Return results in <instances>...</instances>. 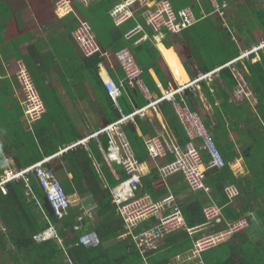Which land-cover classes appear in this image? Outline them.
Wrapping results in <instances>:
<instances>
[{"label": "crops", "instance_id": "crops-1", "mask_svg": "<svg viewBox=\"0 0 264 264\" xmlns=\"http://www.w3.org/2000/svg\"><path fill=\"white\" fill-rule=\"evenodd\" d=\"M5 1L7 7L0 15V172L23 170L45 160L48 164L45 169L55 174L59 182V178L64 177L65 187L75 192L69 195L71 206H79L81 213L90 210L91 216L85 215L82 221L86 226L84 234L94 231L98 200L95 194L100 190L106 191V195L109 193L115 216L122 220L112 203L110 190L128 178L124 168L110 161L101 151L106 135L100 138L94 135L120 117L114 101L106 93L102 78L122 85L120 90L126 94H121L119 105L124 114L144 104L139 91L135 96L128 95L126 87L130 86L124 81L114 52L124 48L130 51L143 70L141 79L150 98L155 99L158 96L156 89L161 92L163 88L186 84L202 73L227 65L243 50L264 39L261 15L264 5L250 0H216L228 4L223 16L216 13L210 0H165L177 15L188 9L193 17V23L178 33L154 32L146 24V8L135 10L127 20L119 22L111 11L122 0H92L88 6L81 3L73 6L79 15L89 19L94 38L106 55L86 58L71 36L75 24L73 16L69 14L62 18L54 12L57 0ZM254 8L259 18L251 13L250 9ZM211 23L215 26L212 31L206 26ZM136 27L139 31L126 37ZM98 36L103 42L98 41ZM258 59L257 56L251 61L243 59L222 69L212 79L197 83L194 91L185 92L187 106L201 117L222 154L224 167H227L225 171L223 167L207 172L205 182L209 191L190 190L180 173L166 178L159 175L160 166L174 160L175 156L166 151L164 156L151 157L147 140H166L179 151L184 150L188 140L183 134L186 142L178 144L175 132L158 109L139 120L141 127L137 134L142 136L147 153L140 155L141 160L134 154L140 163V183L135 196H148V201L154 202L172 196L171 205L179 208L186 229L190 227L186 221L196 222V209L200 211V225L188 234L192 248L182 252L176 242L171 241V237L182 232L158 241V247L153 251H157L155 256L174 255L170 264H189L196 236L201 235L200 239L218 234L224 229L217 232L214 229L222 224L249 218L256 235L264 232V223L258 222L264 214V63L255 62ZM18 61L25 64L38 84L36 87L46 109L41 120L30 122L22 108L21 89L16 79ZM238 80L245 83L248 91L241 99L234 96ZM175 119L178 131L184 133L176 116ZM84 139V146L69 149L64 152L67 153L65 159L60 160L64 155H57L60 150ZM247 148L252 149L250 155L248 152L245 155ZM82 153L86 154V160ZM72 154L77 156L78 162L69 161L67 157ZM202 156L208 159L205 153ZM50 165L54 167L50 168ZM66 170L70 172L66 173ZM93 183L97 185V192H94L96 186ZM24 196L26 203L33 201L36 205L38 202L34 194L32 199L27 197L28 192ZM209 205L221 208L222 221L216 226L205 227L203 208ZM233 217L238 219L232 221ZM155 223L156 219L150 217L141 223L138 231L149 230ZM55 227L57 229L56 224ZM122 229L123 235V220ZM243 233L221 243L227 248L233 247ZM122 235L119 238L129 237ZM130 243L134 246L131 238Z\"/></svg>", "mask_w": 264, "mask_h": 264}, {"label": "built area", "instance_id": "built-area-1", "mask_svg": "<svg viewBox=\"0 0 264 264\" xmlns=\"http://www.w3.org/2000/svg\"><path fill=\"white\" fill-rule=\"evenodd\" d=\"M73 1L86 4L90 0H59V5L56 8L57 15L65 16L70 12H74L72 6ZM210 1L216 13L223 16L227 3L222 2L220 4L216 0ZM133 4L138 5L137 9H147L144 12L146 24L156 33L161 30H166L170 33H178L193 23V17L188 9L181 11L177 15L167 1L150 2L148 0H124V3L113 11V14L122 15L119 17V21H125L128 17L133 15L134 11L122 13L123 11L121 10ZM156 5L157 8L155 7ZM76 17L78 26L72 34V37L81 54L86 58L98 54L106 55L95 40L90 25L85 20H81L80 17ZM138 31L139 28L136 27L127 33L126 37H131ZM253 54L259 56V58L264 61V40H261L257 45L243 52L240 57L234 59V61L230 63L248 58ZM115 59L123 72L125 83L131 88L139 90L144 99L149 102V92L141 79L143 70L136 62L134 56L127 48H124L115 53ZM229 64H225V66L222 67H226ZM222 67L209 73L200 74L198 78L185 85L173 89L162 90L161 97L156 98L155 101L148 103V105L143 108L136 109L130 115H125L117 103V98L120 94L119 87L109 80L105 81V87L119 110L120 117L107 124L94 135L98 136L104 134L107 136V146L101 149V151L110 161L120 164L128 176L127 180L122 182L118 187L110 190L112 203L117 207L118 213L124 223L125 233L122 236H129L136 249L143 256L148 252L156 250L158 241L161 238L180 229H186V227L179 208L171 205L173 202L172 196H167L156 202L151 200L148 201V196L139 198L135 196V192L138 190L140 183V163L135 158L122 128L128 123L135 124L136 115L143 116L147 108L163 100L169 101L188 142L184 150L179 151L177 150L178 148L172 146V144L166 140L159 141L157 138L147 140L146 146L149 155L155 158L164 156V152L166 151L173 153L175 156L174 160L160 166L159 175L166 178L180 173L190 190L209 191V187L205 182L207 172L211 169L223 168L225 162L210 131L203 123L199 114L189 109L184 96L186 90L194 91L197 82L212 79ZM16 79L22 94L21 105L28 120L30 122L41 120L46 112L44 103L32 82L25 64L21 61L17 62ZM244 84L238 80L237 86L234 89V96L237 99H241L244 95L248 94L246 85ZM120 87H122V85ZM85 141L86 139L78 141L60 150L57 155L63 154L80 144L84 146ZM202 153L208 156L207 160L203 158ZM44 162L45 160L19 171L11 169L5 170L3 174L0 175V186H4L11 181L22 179L26 182L28 192L31 194V190L27 185L28 179L26 177L30 173L35 174V177L45 191L46 198L53 210V214L57 219H62L67 216L71 202L65 195L55 175L50 170L42 167ZM85 215L91 216L90 210L76 217L73 226L74 231L79 232L85 230V228L82 227V221ZM203 216L205 219V226H216L222 221L221 208L216 205L206 206L203 208ZM150 217L156 219L155 225L149 230L138 231L141 223ZM247 226V220L243 218L236 222L226 224L224 230L218 234L198 239L188 259L189 263L203 264L200 259L201 252L217 245L229 236L239 234ZM186 230L192 233L196 231V228H187ZM54 237H56L55 229L53 226H49L45 232L34 236V239L42 241ZM80 243L88 247L98 245L99 241L94 233H85L84 236H81Z\"/></svg>", "mask_w": 264, "mask_h": 264}, {"label": "trees", "instance_id": "trees-1", "mask_svg": "<svg viewBox=\"0 0 264 264\" xmlns=\"http://www.w3.org/2000/svg\"><path fill=\"white\" fill-rule=\"evenodd\" d=\"M76 3L79 2L73 1L72 5ZM219 3L221 4L222 2ZM81 4L83 6H88L90 3L88 5L85 3ZM6 7V1L0 0V15L4 13ZM250 11L253 16L256 15L257 18H259V13L255 8L250 9ZM74 12L70 13L75 21L73 32L78 26L77 15ZM194 12L195 14L197 13V11ZM261 13L264 18V9ZM78 17H80L81 20H85L90 25L93 33L89 19H86L79 14ZM263 23L264 20H262V24ZM206 26L211 31L212 28H215L212 23L209 24V26ZM97 38L98 41L103 42L100 36ZM97 62H99V60H97ZM32 82L38 91L39 88L36 87V85L38 86L37 82H35V80L33 81V79ZM129 88L130 87L128 86L126 87L128 95L131 96L134 94L135 96V93L137 92L136 89ZM156 91L158 90L156 89ZM123 94L126 93H122V95ZM159 109L164 120L175 132L178 144L184 145L186 142V139L183 136L184 133H180L175 126L176 119L175 116H173L170 105L168 103H162L159 106ZM140 127L141 123L138 121L137 129L132 125H128L124 128V132L138 160H141L139 158L141 154L145 155L147 153L142 136H138L137 134L138 128L140 129ZM180 130L182 131V129ZM103 141V145L106 146L107 140L103 139ZM247 152L250 155L252 149L247 148L245 150V155ZM52 153H54V151L51 152V154ZM66 155L67 153L64 154L60 160H64ZM67 158L70 162H78L76 155L72 154ZM82 158L86 160V154L82 153ZM57 162H59V160ZM49 167L51 168L54 166L50 165ZM225 170H227L226 166L223 171ZM68 172L70 171L66 170V173ZM28 179L32 193L35 195L38 203L43 205V199L45 197L43 190L39 188V185H37L38 183L33 176H29ZM59 180L67 196L72 192L75 193L73 190H68L65 187L63 184L65 180L64 177L59 178ZM93 185L96 186L94 192H97L98 188L96 183H93ZM104 192L106 191L100 190V193L95 194L98 200L95 210L96 223H94L92 229L98 236L99 243L96 246L84 248L79 244L80 237L82 236L81 233L73 231L75 218L81 213V208L79 206H70L67 216L61 220H57L56 217L50 216V221L57 225L56 233L60 242L54 239L44 242H36L33 237L43 232L48 227V224L42 217L41 213L38 212L37 205H35L33 201L26 203L24 195L27 193V189L24 183L22 181L9 183L5 195L0 191V264H170V259L174 255L155 256L157 253L156 251L147 254L145 260L146 256L141 255L139 251L131 245L129 237L125 239L119 238L123 233L122 220L118 216H115L114 206L109 203L111 200L109 193L106 195ZM198 210L199 209H196V222L186 221L187 225L190 226L189 228H196L200 225V220H198L200 211L198 212ZM237 219L238 217L231 218L232 221ZM258 222L261 224L264 223V214L260 216ZM247 223L248 226L242 231V233L244 232L243 237L239 242L235 241L233 247L227 248L223 246L221 241L219 242L220 244L218 243L217 245L201 252L200 259L202 263L264 264V232L260 233L262 235H256L252 230L255 227L253 226V221L247 218ZM225 225L226 224H222L218 226L214 229V232L224 229ZM236 235L229 236L227 239ZM200 236L201 235L196 236V240L199 239ZM170 239L172 242H176L175 244L182 252L192 248L190 237L186 232H182L180 235L171 237ZM215 254H217V256H215Z\"/></svg>", "mask_w": 264, "mask_h": 264}, {"label": "clouds", "instance_id": "clouds-1", "mask_svg": "<svg viewBox=\"0 0 264 264\" xmlns=\"http://www.w3.org/2000/svg\"><path fill=\"white\" fill-rule=\"evenodd\" d=\"M91 1L92 0H90L88 3H86L87 5L89 4V3H91ZM121 1V0H120ZM119 1V2H120ZM149 1V0H148ZM163 1H165V0H163ZM252 1L254 2V3H259L261 6H263L264 5V0H250V2L252 3ZM154 2H158V1H154ZM124 3V0H122L120 3H118L114 8H113V10L111 11V15L113 16V18H116V20H118L119 21V17L120 16H122V15H119V14H113V11L118 7V6H120V5H122ZM137 4V3H136ZM136 4H133V5H130V6H127V7H125L123 10H121V11H123L122 13H124V12H131V11H135V10H137V8H138V5H136ZM73 6V5H72ZM228 8V5H227V7L225 8V10L224 11H226V9ZM75 10V9H74ZM71 13V12H70ZM69 13V14H70ZM69 14H67V15H69ZM66 16V15H65ZM129 18V17H128ZM127 20V19H126ZM119 22H122V21H119ZM186 29V28H185ZM184 30V29H183ZM72 39H73V37H72ZM261 40H264V39H261ZM261 40H259V41H257L253 46H255V45H257ZM74 41V40H73ZM75 42V41H74ZM98 43V42H97ZM76 44V43H75ZM77 45V44H76ZM253 46H251L250 48H252ZM78 47V46H77ZM250 48H248V49H246V50H249ZM79 49V48H78ZM246 50H243L242 51V53L243 52H245ZM80 51V50H79ZM81 53V52H80ZM115 53L116 52H114V56H115ZM241 53V54H242ZM241 54L238 56V57H240L241 56ZM99 55V54H98ZM257 55H255V54H253V55H250L248 58H243V59H247V60H249V61H251V58H252V60L253 59H255V57H256ZM237 57V58H238ZM258 58H259V56H257ZM89 58V57H88ZM237 58H235V59H237ZM243 59H240V60H237V61H235V62H233V63H230V62H232V61H234V59L232 60V61H230L228 64V66H226V67H222V69H224V68H227V67H229L230 65H233V64H236V63H238V62H240L241 60L242 61H244ZM255 62H263L264 63V61L263 60H261V58H259L258 60H256ZM119 66V65H118ZM225 66V65H224ZM121 69V68H120ZM222 69H220L219 71H221ZM122 71V70H121ZM218 71V72H219ZM212 72V71H211ZM217 72V73H218ZM209 73V72H208ZM216 73V74H217ZM202 74H205V73H202ZM199 76V75H198ZM198 76H197V78H198ZM196 79V78H195ZM195 79H193V80H195ZM111 81V82H113L112 80H110V79H108V78H106V77H104V78H102V82H103V84H104V87H105V81ZM193 80H191V81H193ZM143 81V80H142ZM191 81H189V82H191ZM203 81V80H202ZM189 82H187V83H189ZM201 82V81H200ZM114 83V82H113ZM186 83V84H187ZM197 83H199V82H197ZM196 83V84H197ZM115 84V83H114ZM116 85V84H115ZM145 85V84H144ZM183 85H185V84H183ZM117 87H119V89H120V86H118V85H116ZM180 86H182V85H180ZM145 87H146V85H145ZM147 88V87H146ZM175 88V87H174ZM132 89H136V88H132ZM173 89V88H172ZM105 90H106V93H107V95L111 98V96L109 95V93H108V91H107V89H106V87H105ZM148 90V89H147ZM163 90H167V89H165V88H163ZM136 91L138 92L139 90H137L136 89ZM187 91V90H186ZM185 91V92H186ZM140 92V91H139ZM149 92V91H148ZM123 92L120 90V94H119V97L117 98L118 100H117V103H118V105H119V99H120V97L122 96L121 94H122ZM149 95H150V93H149ZM161 92L158 90V96L156 97V98H159V97H161ZM156 98L155 99H151L150 98V101L148 102L147 100H145L144 99V97H143V99H144V104L141 106V107H139V108H143L144 106H146V105H148V103H150V102H153V101H155L156 100ZM111 100H112V98H111ZM162 103H168V104H170V102L169 101H166V100H163V101H160V102H158V103H156V105H153V106H151V107H149V108H147L145 111H144V115L143 116H140V115H136V117H135V124H132V123H128L126 126H128V125H132L134 128H136L137 129V122L140 120V118H147V114L151 111V112H157V109H158V111H159V114L161 113V111H160V109H159V106L162 104ZM119 107H120V105H119ZM139 108H136V109H139ZM120 109H121V107H120ZM136 109H133L129 114L127 113V114H125V115H130L132 112H134ZM190 109V108H189ZM119 111V110H118ZM162 115V114H161ZM175 115V114H174ZM140 122V121H139ZM141 123V122H140ZM126 126H124V127H126ZM105 127V126H104ZM123 127V128H124ZM103 128V127H102ZM101 128V129H102ZM122 128V129H123ZM139 129V128H138ZM99 131V130H98ZM97 131V132H98ZM124 131V130H123ZM124 134H125V132H124ZM101 135H104V134H100V135H98V138H100V136ZM125 136H126V134H125ZM126 138H127V136H126ZM106 140H107V142H108V139H107V136H106ZM127 140H128V138H127ZM128 142H129V140H128ZM129 144H130V142H129ZM78 146H83L82 144H80V145H78ZM106 146H107V144H106ZM106 146H103V148H105ZM130 147H131V145H130ZM147 147V146H146ZM131 149H132V147H131ZM132 151H133V149H132ZM133 153H134V151H133ZM64 154V153H63ZM135 154V153H134ZM60 155H62V154H60ZM42 161H44V160H42ZM42 161H40V162H42ZM40 162H38V163H40ZM225 162V161H224ZM37 164V163H36ZM33 165H35V164H33ZM47 163H43L42 164V167L43 168H47ZM32 166V165H31ZM5 170H3L2 171V173L0 174V175H2L3 174V172H4ZM16 171V170H15ZM55 175V174H54ZM29 176H33L34 178H36L35 177V174H33V173H30L26 178L28 179V177ZM56 177V176H55ZM37 179V178H36ZM58 180V179H57ZM18 181H22L23 183H24V185H25V187H26V182L24 181V180H15V181H11V182H8L7 184H5L4 186H0V191L2 192V194H6V191H7V185L9 184V183H13V182H18ZM38 183H39V181H38ZM60 183V182H59ZM27 185H28V187H29V179H28V182H27ZM39 185H40V183H39ZM61 185V184H60ZM40 187H41V185H40ZM26 189H27V192H28V188L26 187ZM29 189H30V187H29ZM41 189L43 190V192H44V195H45V191H44V189L41 187ZM31 190V189H30ZM64 191V190H63ZM65 193V192H64ZM65 195H66V193H65ZM67 196V195H66ZM28 197L29 198H33V193H32V191H31V194L28 192ZM68 198H69V196H67ZM45 198H46V195H45ZM47 199V198H46ZM48 201V200H47ZM69 201H70V198H69ZM71 202V201H70ZM49 203V202H48ZM36 205H37V208H38V210H39V212L41 213V215H42V217L44 218V220L47 222V224H48V227L49 226H53L54 227V229H55V232H56V227H55V224H53L51 221H50V215L48 214V212L46 211V209H45V207L43 206V205H41L40 203H36ZM51 207V206H50ZM52 209V208H51ZM53 211V210H52ZM81 214V213H80ZM52 216H54V217H56L54 214L52 215ZM66 217V216H65ZM64 217V218H65ZM77 217V216H76ZM57 219V218H56ZM63 219V218H62ZM76 219V218H75ZM57 220H61V219H57ZM143 223V222H142ZM74 224H75V222H74ZM48 227L43 231V232H45L47 229H48ZM83 228H86V226H82ZM74 231V230H73ZM84 231L85 230H82V231H79V232H77V233H81V235H84ZM43 232H41V233H39V234H42ZM76 232V231H75ZM90 233H94L95 234V232L94 231H91ZM39 234H37V235H39ZM36 236V235H35ZM33 239H34V237H33ZM51 239H54V240H57V241H60V239L58 238V236H57V233H56V237H54V238H49V239H46V240H42V241H37V240H35L34 239V241H36V242H44V241H47V240H51ZM197 241V240H196ZM79 242H80V240H79ZM81 244V243H80ZM88 247H92V246H88ZM136 248V247H135ZM151 252H153V251H151ZM140 253V252H139ZM150 252H148L147 254H149ZM146 254V255H147ZM146 255H144V256H146ZM189 262V261H188ZM190 264V263H189Z\"/></svg>", "mask_w": 264, "mask_h": 264}, {"label": "rangeland", "instance_id": "rangeland-1", "mask_svg": "<svg viewBox=\"0 0 264 264\" xmlns=\"http://www.w3.org/2000/svg\"><path fill=\"white\" fill-rule=\"evenodd\" d=\"M58 5H59V0H57L56 2H55V4H54V6H55V8H54V10H55V13H56V8L58 7ZM152 6H153V3H152ZM156 8H157V5L155 6ZM77 16H78V13L75 11L74 12ZM57 14V13H56ZM59 16V15H58ZM62 17V16H61ZM63 18V17H62ZM74 32H72V34H73ZM72 34H71V36H72ZM2 172H0V174H1ZM29 198V197H28ZM29 199H31V198H29ZM38 210V209H37ZM39 212V211H38ZM206 227V226H205ZM176 232H183V233H187V234H190L188 231H186V230H183V229H180V230H178V231H175V232H173V233H171V234H169V235H167V236H165V237H168V236H170V235H172V234H174V233H176ZM206 236H208V235H206ZM205 236V237H206ZM215 256H217V254H215Z\"/></svg>", "mask_w": 264, "mask_h": 264}, {"label": "water", "instance_id": "water-1", "mask_svg": "<svg viewBox=\"0 0 264 264\" xmlns=\"http://www.w3.org/2000/svg\"><path fill=\"white\" fill-rule=\"evenodd\" d=\"M43 201H44V207H45L46 211L48 212V214H49L50 216H52V215H53V211H52V209H51V207H50V204L48 203V201H47L46 198H44Z\"/></svg>", "mask_w": 264, "mask_h": 264}]
</instances>
